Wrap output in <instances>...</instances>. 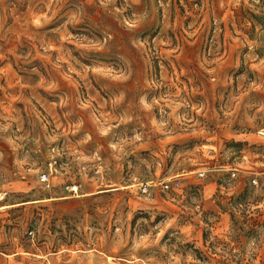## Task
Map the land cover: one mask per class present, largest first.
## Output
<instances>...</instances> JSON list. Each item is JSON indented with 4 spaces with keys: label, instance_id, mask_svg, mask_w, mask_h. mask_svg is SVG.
<instances>
[{
    "label": "rangeland",
    "instance_id": "374dc122",
    "mask_svg": "<svg viewBox=\"0 0 264 264\" xmlns=\"http://www.w3.org/2000/svg\"><path fill=\"white\" fill-rule=\"evenodd\" d=\"M0 264H264V0H0Z\"/></svg>",
    "mask_w": 264,
    "mask_h": 264
},
{
    "label": "built area",
    "instance_id": "2783aa9c",
    "mask_svg": "<svg viewBox=\"0 0 264 264\" xmlns=\"http://www.w3.org/2000/svg\"><path fill=\"white\" fill-rule=\"evenodd\" d=\"M43 179H45V178L43 177ZM164 187L167 188L168 185L165 184ZM140 190H141V192H143V193L146 192V191H147V186H146L145 184H141V186H140Z\"/></svg>",
    "mask_w": 264,
    "mask_h": 264
}]
</instances>
